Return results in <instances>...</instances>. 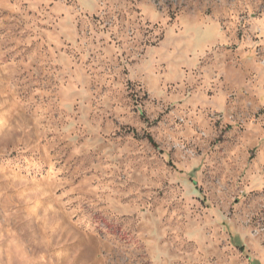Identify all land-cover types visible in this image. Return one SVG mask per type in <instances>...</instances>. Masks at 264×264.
Instances as JSON below:
<instances>
[{"label":"rangeland","instance_id":"1","mask_svg":"<svg viewBox=\"0 0 264 264\" xmlns=\"http://www.w3.org/2000/svg\"><path fill=\"white\" fill-rule=\"evenodd\" d=\"M0 264H264V0H0Z\"/></svg>","mask_w":264,"mask_h":264},{"label":"trees","instance_id":"2","mask_svg":"<svg viewBox=\"0 0 264 264\" xmlns=\"http://www.w3.org/2000/svg\"><path fill=\"white\" fill-rule=\"evenodd\" d=\"M150 139V138H149ZM151 140V139H150Z\"/></svg>","mask_w":264,"mask_h":264}]
</instances>
